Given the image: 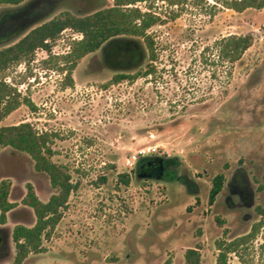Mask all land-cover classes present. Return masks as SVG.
Listing matches in <instances>:
<instances>
[{
    "label": "rangeland",
    "instance_id": "rangeland-1",
    "mask_svg": "<svg viewBox=\"0 0 264 264\" xmlns=\"http://www.w3.org/2000/svg\"><path fill=\"white\" fill-rule=\"evenodd\" d=\"M214 3L185 5L175 19L169 18L170 7L152 3L153 10L166 15L149 29L156 54L153 71L132 81L113 82L119 69L106 67L98 50L78 61L68 85L65 56L79 39L70 28L50 41L48 50L37 49L29 61L4 72L20 98H29L35 108L21 103L0 126L28 122L47 132L52 161L66 167L75 184L59 209V221L43 236L42 251L22 264H183L189 247L198 248L203 264H214L217 240L243 236L259 222L256 209L264 205V8L237 12ZM112 4L39 0L26 9L41 10L34 14L38 20ZM230 34L252 36L251 46L232 65L218 62L213 48ZM140 154L169 157L181 180L136 174ZM121 173L128 175L127 184L120 181ZM183 174L195 182L190 188ZM217 174L225 181L210 203ZM2 179L9 181V199L17 204L5 224L10 236L16 223L35 221L22 204L27 185L42 201L54 190L28 155L0 146ZM235 190L248 194L239 198ZM7 249L0 264L13 260L10 237ZM228 264H264V225L229 255Z\"/></svg>",
    "mask_w": 264,
    "mask_h": 264
},
{
    "label": "trees",
    "instance_id": "trees-1",
    "mask_svg": "<svg viewBox=\"0 0 264 264\" xmlns=\"http://www.w3.org/2000/svg\"><path fill=\"white\" fill-rule=\"evenodd\" d=\"M25 1L27 0H0V6L13 7L0 11V122L21 103L31 109L35 108L29 98H20L16 88L6 81L4 72L20 62L29 61L37 49L48 50L49 42L55 40L64 29L70 28L82 35L80 39L72 42L65 56L66 62L69 63L66 70L68 85L72 84L71 73L78 61L98 50L106 67L119 69L112 77L113 82L132 81L153 71L151 61L156 59V54L149 29L162 21L166 15L153 10L152 3L158 1L170 7L169 18L175 19L185 5H196L202 1L207 3L208 0H112V5L86 13L64 10L57 15L38 20H35L34 14L41 10L32 12L26 8L39 0H28L23 4ZM214 1L213 5L221 4L237 12L247 8H264V0ZM141 3L145 4L144 8L140 7ZM35 8H40V5ZM251 44L250 34H230L216 40L213 48L218 62L232 65ZM145 60L146 67L143 68ZM0 146L10 147L28 155L33 161L34 169L47 175L54 190L46 201H42L35 194L32 185H27L22 204L32 210L35 221L31 225L16 223L9 236V228L5 224L7 216L12 218L16 213L17 204L9 199V181L6 179L0 181V258L7 255L10 237L14 244L11 264H22L29 254L42 251L43 236L59 221V209L65 206L75 184L69 170L52 161L54 152L49 144V134L38 132L30 123L0 126ZM153 159L152 154H140L134 172L141 173L142 167L147 166ZM119 178L125 184L129 182L127 174L121 173ZM224 181L223 174H217L212 179L208 195L210 203H213L221 192ZM256 210L260 220L253 225L249 233L231 240L215 242L217 254L214 264H228L229 255L236 253L239 247L244 245L247 239L254 237L264 225V205L258 206ZM183 264H203L198 248L189 247L185 250Z\"/></svg>",
    "mask_w": 264,
    "mask_h": 264
},
{
    "label": "flooded vegetation",
    "instance_id": "flooded-vegetation-1",
    "mask_svg": "<svg viewBox=\"0 0 264 264\" xmlns=\"http://www.w3.org/2000/svg\"><path fill=\"white\" fill-rule=\"evenodd\" d=\"M152 155H154L153 161L148 163L147 166H143L141 169L140 174L143 177L159 178V179H162L165 181H168V180L170 181L172 179L181 180L180 177H179L180 179H178L177 172L174 168V165L169 164L167 158L164 161V157L158 156L155 154H152ZM182 179H183V182L186 180L185 183H186L187 187H189V188L192 184L195 183V182H193V180H191V178L187 174H183ZM235 192L237 193L239 198L244 197V195H242L243 194L242 191L240 192V190L239 191L235 190Z\"/></svg>",
    "mask_w": 264,
    "mask_h": 264
},
{
    "label": "built area",
    "instance_id": "built-area-1",
    "mask_svg": "<svg viewBox=\"0 0 264 264\" xmlns=\"http://www.w3.org/2000/svg\"><path fill=\"white\" fill-rule=\"evenodd\" d=\"M78 35H79L78 37H79V39H80V38L82 37V35H81L80 33H79Z\"/></svg>",
    "mask_w": 264,
    "mask_h": 264
}]
</instances>
